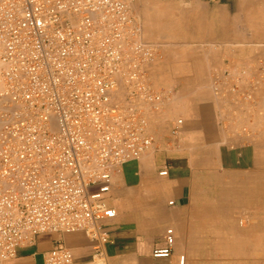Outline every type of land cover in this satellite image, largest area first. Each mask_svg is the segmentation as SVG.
<instances>
[{"label":"built area","instance_id":"obj_1","mask_svg":"<svg viewBox=\"0 0 264 264\" xmlns=\"http://www.w3.org/2000/svg\"><path fill=\"white\" fill-rule=\"evenodd\" d=\"M158 56L129 0H0V262L40 235L85 233L96 251L91 264H108L115 176L156 147L152 120L177 96L148 83ZM246 82L225 68L211 89L219 99L230 85L227 94L253 104ZM183 125L178 116L174 141ZM165 242L155 258L172 255V228ZM45 264H74L73 252L58 242Z\"/></svg>","mask_w":264,"mask_h":264},{"label":"crops","instance_id":"obj_2","mask_svg":"<svg viewBox=\"0 0 264 264\" xmlns=\"http://www.w3.org/2000/svg\"><path fill=\"white\" fill-rule=\"evenodd\" d=\"M148 21V27L152 25V30L147 28L151 37H168L160 23L149 17ZM235 60H239L237 55ZM261 64L256 59L255 63L226 65L234 76L244 74L247 78L241 87L253 92V104L240 101L234 92L227 94L230 85L222 87L227 96L218 99L211 81L183 91L173 88L177 96L165 104L188 108L192 118L184 144L175 145L171 137L168 141L158 137L163 146L152 151V176L145 173L140 162L129 163L119 172L121 179L109 194V202L114 198L118 202L117 207L111 205L117 209V216L104 222L111 235V242L104 248L108 264H179L181 255L186 257L185 264H205L209 247H217V253L237 246L264 247V238H242L241 229L234 225L235 216H245L240 225L251 223L244 231L264 235V80L258 76ZM176 111L177 107H172L171 112ZM161 122L156 116L155 132L162 128ZM165 167L169 173L162 177L159 173ZM167 228H172L176 236L173 253L168 258H155L154 251L166 245ZM58 242L72 250L74 264L93 262L96 251L92 240L85 233H74L40 235L34 245L21 248L15 259L2 264H45L46 253Z\"/></svg>","mask_w":264,"mask_h":264},{"label":"rangeland","instance_id":"obj_3","mask_svg":"<svg viewBox=\"0 0 264 264\" xmlns=\"http://www.w3.org/2000/svg\"><path fill=\"white\" fill-rule=\"evenodd\" d=\"M129 2L134 18L142 28L143 39L159 48V56L147 68L148 83L155 89L177 88L183 91L184 88L208 85L227 68L229 62L250 64L255 63L257 59L264 64V0H129ZM148 17L160 23L168 37H151L147 31ZM254 53L258 55L252 57ZM236 55L239 60H235ZM172 107H177L176 114L171 112ZM189 113V109L183 106L164 104L161 112L156 115L162 121L160 124L162 128L158 129L157 133L154 131L155 119L152 120L154 134L168 141L170 139L168 137H171V126L176 118L181 116L184 125L180 138L177 141L172 137L171 139L175 145L178 142L184 144L187 126L192 121ZM162 146L159 140L154 149L161 150ZM154 149L135 161L142 163L145 173L151 176L155 174L152 152ZM121 175L118 173L115 176L114 186L121 179ZM159 189L162 188L159 186ZM132 193L131 196L135 198L136 190ZM115 200L116 198L111 200L110 205L117 207L118 202ZM234 218V225L243 233L240 237L264 238L263 234L254 235L244 231L250 226L251 220L240 225L245 216ZM213 233L217 234L216 231L210 232ZM217 249L209 247V260L205 264H264V247L224 248V251L222 249L218 252L219 254L216 252ZM233 249L236 250V254H233ZM2 263L4 262H0Z\"/></svg>","mask_w":264,"mask_h":264},{"label":"bare ground","instance_id":"obj_4","mask_svg":"<svg viewBox=\"0 0 264 264\" xmlns=\"http://www.w3.org/2000/svg\"><path fill=\"white\" fill-rule=\"evenodd\" d=\"M148 30H152V25H150L149 27H148ZM152 44H154V43H152ZM121 95V96H120ZM116 97H118V100H120V97H122V93H121V91L119 92V94H118V96H116ZM122 100V99H121ZM116 209V208H115ZM117 210V209H116Z\"/></svg>","mask_w":264,"mask_h":264},{"label":"trees","instance_id":"obj_5","mask_svg":"<svg viewBox=\"0 0 264 264\" xmlns=\"http://www.w3.org/2000/svg\"><path fill=\"white\" fill-rule=\"evenodd\" d=\"M225 1V0H224Z\"/></svg>","mask_w":264,"mask_h":264}]
</instances>
